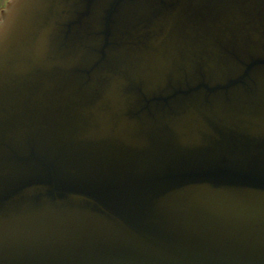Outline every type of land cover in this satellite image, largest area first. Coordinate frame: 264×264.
Here are the masks:
<instances>
[{
	"label": "water",
	"instance_id": "water-1",
	"mask_svg": "<svg viewBox=\"0 0 264 264\" xmlns=\"http://www.w3.org/2000/svg\"><path fill=\"white\" fill-rule=\"evenodd\" d=\"M0 264H264V0H7Z\"/></svg>",
	"mask_w": 264,
	"mask_h": 264
},
{
	"label": "rangeland",
	"instance_id": "rangeland-1",
	"mask_svg": "<svg viewBox=\"0 0 264 264\" xmlns=\"http://www.w3.org/2000/svg\"><path fill=\"white\" fill-rule=\"evenodd\" d=\"M6 1H7V0H0V10H1V8L4 6V4H5Z\"/></svg>",
	"mask_w": 264,
	"mask_h": 264
}]
</instances>
